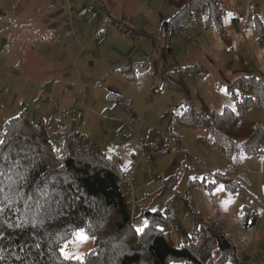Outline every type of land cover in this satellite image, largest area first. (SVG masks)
<instances>
[{
  "label": "rangeland",
  "instance_id": "374dc122",
  "mask_svg": "<svg viewBox=\"0 0 264 264\" xmlns=\"http://www.w3.org/2000/svg\"><path fill=\"white\" fill-rule=\"evenodd\" d=\"M222 5L229 45L201 13L162 35V19L176 14L166 0H0V136L4 123L21 113L31 121L53 118L85 134L131 177V205L142 200L141 207L168 213L184 229L197 222L186 197L203 220L218 209L235 246V258L223 264H264V138L262 152L230 162L224 149L200 142L202 130L178 118L185 105L236 111L241 95L251 94L246 79L264 75V42L255 30L256 20L264 27V0ZM114 21L152 40L127 37ZM150 58L149 70L130 78L133 71L124 67ZM110 92L125 106L107 100ZM243 114L264 134V108L246 107ZM151 130L169 148L148 163L140 147ZM215 173L240 187L208 190ZM171 175L175 189L159 192L154 176ZM253 214L254 227L244 229ZM80 231L62 242L61 255L63 249L84 258L93 248Z\"/></svg>",
  "mask_w": 264,
  "mask_h": 264
},
{
  "label": "trees",
  "instance_id": "16d2710c",
  "mask_svg": "<svg viewBox=\"0 0 264 264\" xmlns=\"http://www.w3.org/2000/svg\"><path fill=\"white\" fill-rule=\"evenodd\" d=\"M166 1L176 14L162 19V35L172 36L187 19L201 13L230 44L223 26L226 11L222 0ZM113 24L127 37L152 40L118 22ZM255 30L264 42L260 20H256ZM149 61L152 59L124 69H131L130 78H134L149 70ZM246 80L251 94L241 95L236 111L185 105L178 117L183 125L204 132L206 136L199 138L202 144L224 149L230 162L237 156L262 152V127L250 123L243 109L264 108V75ZM107 100L125 106L118 94L110 92ZM185 103L189 101L185 99ZM51 133L58 138L52 140ZM168 148L160 133L153 130L140 147L148 163L166 154ZM127 176L85 134L69 131L53 118L31 121L21 113L6 121L0 136V264H223L235 258L234 242L226 233L225 219L218 209L203 220L186 197L184 205L195 214L197 222L184 229L168 213L141 207L142 200H134L131 205ZM215 176L208 186L210 191L221 185L230 192L240 187L230 184L222 174ZM153 181L162 192L174 190L177 177L154 176ZM256 217L253 214L249 223L243 222L244 229L254 227ZM135 219L140 220V226H134ZM76 230H83L93 239V248L82 260L65 259L60 253L61 244Z\"/></svg>",
  "mask_w": 264,
  "mask_h": 264
},
{
  "label": "snow or ice",
  "instance_id": "6c2138e0",
  "mask_svg": "<svg viewBox=\"0 0 264 264\" xmlns=\"http://www.w3.org/2000/svg\"><path fill=\"white\" fill-rule=\"evenodd\" d=\"M137 231L140 232V231H143V229H137ZM76 235H77L82 241L87 240V238H88V237L84 234L83 230H81L80 232H78ZM61 252H62V255L64 256L65 259H76V260H81V259H82L81 256H78V255L73 256L72 254H70V253L64 251L63 249H61Z\"/></svg>",
  "mask_w": 264,
  "mask_h": 264
},
{
  "label": "built area",
  "instance_id": "2783aa9c",
  "mask_svg": "<svg viewBox=\"0 0 264 264\" xmlns=\"http://www.w3.org/2000/svg\"><path fill=\"white\" fill-rule=\"evenodd\" d=\"M131 177L128 175L127 177H126V180H125V182H126V186H127V193L130 195V198L132 199V198H134V191H133V187H132V185H131ZM132 202H133V200H132ZM134 226L135 227H138V226H140V225H137L136 224V222L134 223Z\"/></svg>",
  "mask_w": 264,
  "mask_h": 264
}]
</instances>
